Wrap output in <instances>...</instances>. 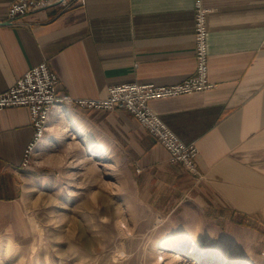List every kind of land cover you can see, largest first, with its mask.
Here are the masks:
<instances>
[{"label":"crops","instance_id":"obj_1","mask_svg":"<svg viewBox=\"0 0 264 264\" xmlns=\"http://www.w3.org/2000/svg\"><path fill=\"white\" fill-rule=\"evenodd\" d=\"M12 1L0 0V91L43 60L59 75L61 92L76 97H103L109 85L128 81L172 84L196 70L195 0H87L59 13L34 11L17 24L5 21ZM202 1L210 8L215 85L149 101L183 141L197 145L199 173L170 162L128 110L87 116L129 142L146 199L163 208L191 199L210 215L264 232V0ZM33 133L28 106L0 109L2 202L19 199L35 175L23 164Z\"/></svg>","mask_w":264,"mask_h":264},{"label":"rangeland","instance_id":"obj_2","mask_svg":"<svg viewBox=\"0 0 264 264\" xmlns=\"http://www.w3.org/2000/svg\"><path fill=\"white\" fill-rule=\"evenodd\" d=\"M90 113L57 109L28 163L33 179L0 201V264H264V232L191 199H146L129 142Z\"/></svg>","mask_w":264,"mask_h":264},{"label":"built area","instance_id":"obj_3","mask_svg":"<svg viewBox=\"0 0 264 264\" xmlns=\"http://www.w3.org/2000/svg\"><path fill=\"white\" fill-rule=\"evenodd\" d=\"M87 0H14L9 5L5 21L17 24L37 10L56 7L59 12ZM210 8L202 0H195L194 36L196 70L189 77L172 84L128 81L108 86L103 97H76L59 89L60 78L47 60L29 68L7 89L0 91V109L25 105L30 108L33 138L25 148L23 164L28 165L31 155L47 135L53 112L59 108L126 109L168 150L172 163L183 164L190 172L199 173L196 158L199 149L194 142L187 143L173 131L152 109L149 101L183 93L212 88L209 68L208 13Z\"/></svg>","mask_w":264,"mask_h":264},{"label":"trees","instance_id":"obj_4","mask_svg":"<svg viewBox=\"0 0 264 264\" xmlns=\"http://www.w3.org/2000/svg\"><path fill=\"white\" fill-rule=\"evenodd\" d=\"M233 220L236 221L237 223H241V224H242V222H243L242 220H239V219L236 218V217H234Z\"/></svg>","mask_w":264,"mask_h":264},{"label":"bare ground","instance_id":"obj_5","mask_svg":"<svg viewBox=\"0 0 264 264\" xmlns=\"http://www.w3.org/2000/svg\"><path fill=\"white\" fill-rule=\"evenodd\" d=\"M179 248H181V246L179 245Z\"/></svg>","mask_w":264,"mask_h":264}]
</instances>
